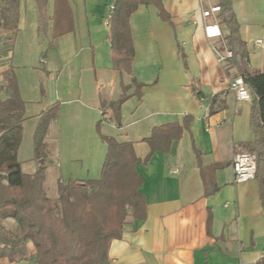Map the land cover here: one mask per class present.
<instances>
[{"label": "crops", "instance_id": "crops-1", "mask_svg": "<svg viewBox=\"0 0 264 264\" xmlns=\"http://www.w3.org/2000/svg\"><path fill=\"white\" fill-rule=\"evenodd\" d=\"M54 2L47 0L46 33L37 31L34 0H19L16 31L6 32L0 24V86L1 73L13 67L24 102L22 126L36 124L43 109L57 104V117L45 135L46 170L65 151L96 157L91 164L103 162L106 144L99 133L133 143L145 215L135 219L127 212L121 238L108 249L110 264L264 262L258 181L236 183L231 168L234 154L246 151L242 144L254 139L252 99L237 100L230 90L235 68L228 60L217 61L214 47L222 49L224 38L206 37L199 0H160L162 13L154 3L140 4L131 13V75L111 63L105 20L113 0H64L57 15ZM209 4L216 0L203 5ZM231 6L249 65L264 72V0H231ZM55 19L68 29L53 39ZM122 84L128 86V98L120 107V125L107 112L98 132L102 102L117 100ZM0 94L6 96L3 90ZM174 122L184 123L181 135L149 155L145 139L151 130ZM202 174L217 186L212 193H204ZM3 224L16 229L13 219ZM22 253L13 262L0 258V264H35L36 249L29 240Z\"/></svg>", "mask_w": 264, "mask_h": 264}, {"label": "trees", "instance_id": "trees-1", "mask_svg": "<svg viewBox=\"0 0 264 264\" xmlns=\"http://www.w3.org/2000/svg\"><path fill=\"white\" fill-rule=\"evenodd\" d=\"M37 9L38 33L48 31L45 14L47 0H34ZM154 3L162 13L160 0H113L109 12L108 40L113 69L121 74L131 75L134 48L129 27V17L140 4ZM219 6V23L225 29L224 42L231 51L229 64L236 75L242 78L251 95L250 128L253 141L242 144L244 149L255 156L254 178L258 181L264 209V72L249 65L248 50L240 38L239 27L232 10L231 0H216ZM64 5V0H55V15ZM19 0H0V24L4 31L17 30ZM54 20L52 38L67 31ZM52 43L50 42L51 46ZM46 50L40 53L43 66ZM0 90L6 96L0 98V258L13 262L22 257L26 241L33 243L35 264H110L108 249L113 240L122 236L127 212L133 218L145 215V201L139 191L142 178L136 172L138 158L131 141H118L115 137L100 134L106 144V154L98 179L57 181L56 198L46 195L44 179L47 164L48 145L45 135L50 121L57 117V104H51L37 116L33 132V158L38 162L36 170L29 174L20 169L17 150L21 141L24 120V102L20 97L13 67L2 73ZM135 80L132 78V82ZM127 85L122 84V94L110 102H102L101 118L96 129L110 112L116 126L120 125V107L128 98ZM139 96V93H138ZM184 123H169L154 127L145 141L150 153L166 149L169 141L178 138ZM147 156V158L149 157ZM205 172L202 168V173ZM204 176V193L215 191L217 186ZM13 219L16 229H7L3 222ZM259 264H264L260 262Z\"/></svg>", "mask_w": 264, "mask_h": 264}, {"label": "rangeland", "instance_id": "rangeland-1", "mask_svg": "<svg viewBox=\"0 0 264 264\" xmlns=\"http://www.w3.org/2000/svg\"><path fill=\"white\" fill-rule=\"evenodd\" d=\"M2 97V94H0ZM36 124L33 122L22 126L21 141L19 144L18 161L22 172L33 173L38 162L33 158V143L32 137ZM93 159V160H92ZM96 157L83 154V152H61L54 157V163L50 169L45 171L44 189L47 195L52 196L56 192V179L60 178L62 183H67L70 180H89L98 179L103 162L100 164H91ZM46 163V160H45ZM89 167V172L86 169ZM47 168V167H46ZM58 177V178H57Z\"/></svg>", "mask_w": 264, "mask_h": 264}, {"label": "built area", "instance_id": "built-area-1", "mask_svg": "<svg viewBox=\"0 0 264 264\" xmlns=\"http://www.w3.org/2000/svg\"><path fill=\"white\" fill-rule=\"evenodd\" d=\"M205 1L199 0L201 5V15L204 19V32L208 38H223L222 32L217 22V14L219 12V6L217 4H209L206 8L204 7ZM106 23L109 24V14L106 17ZM258 44H261V40H257ZM217 61L224 63L228 60L232 53L227 48L225 42L222 41V49L214 47ZM229 88L234 92L237 100H250L251 95L248 87L239 76H234L230 81ZM231 168L233 172V181L236 183L245 182L254 179L255 173V156L247 151H239L234 154Z\"/></svg>", "mask_w": 264, "mask_h": 264}]
</instances>
